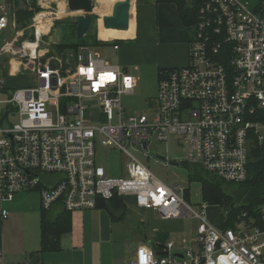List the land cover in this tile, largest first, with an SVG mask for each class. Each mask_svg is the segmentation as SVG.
Instances as JSON below:
<instances>
[{
    "label": "built area",
    "instance_id": "built-area-1",
    "mask_svg": "<svg viewBox=\"0 0 264 264\" xmlns=\"http://www.w3.org/2000/svg\"><path fill=\"white\" fill-rule=\"evenodd\" d=\"M195 3L187 65L159 72L157 95L145 115L127 113L121 102L133 94L134 77L88 47H80L73 61V55L46 59L49 51L41 45H49L43 39L52 20L44 33L35 21L42 11L34 15L27 28L31 42L28 30L18 28L11 3L0 1V59L9 57L10 75L29 72L36 83L7 96L0 77L2 219L9 216L6 204L32 192L42 212L56 205L68 213L88 211L99 200L132 198L137 209L160 221L189 219L197 226L195 248L182 241L177 253L167 241L160 249L166 254L157 255L155 245L143 244L129 264H264V205L256 216L240 213L231 226L216 227L205 202L191 204L188 187L165 185L128 151L144 154L149 140L175 137L185 145L183 164L233 185L246 180L252 149L264 151V3L255 8L237 0ZM7 30L13 36L1 40ZM92 103L99 108L98 125L85 122ZM96 146L127 157L125 177L108 175Z\"/></svg>",
    "mask_w": 264,
    "mask_h": 264
},
{
    "label": "crops",
    "instance_id": "crops-1",
    "mask_svg": "<svg viewBox=\"0 0 264 264\" xmlns=\"http://www.w3.org/2000/svg\"><path fill=\"white\" fill-rule=\"evenodd\" d=\"M98 1L108 3L107 0ZM183 1L190 6L187 0ZM43 7L45 10L48 8L46 5ZM42 13L49 14L46 11ZM130 17L131 26L126 32L105 31L98 26L95 40L100 46L88 48L100 56L98 48L110 45L119 64L124 66V72L132 77V71L141 69L154 72L158 79L162 70L187 65L188 46L194 37V29L182 23L175 4L159 0H131ZM112 41L118 46L117 51L112 49ZM7 74L10 76L8 70ZM27 194L6 204L9 216L5 219L0 217V251L3 255L0 264H129L140 245L162 243L163 247L162 238L169 241L168 229L151 233L152 229L146 228L137 235L141 236V243L135 251L127 253L124 249L127 236L124 234L122 239L115 240L121 229H128L125 225L126 208L123 214L117 213L115 217L96 208L70 212V231L61 237L59 250L43 253L38 258L34 253L40 249V201L31 200L27 208L20 209L31 199L25 197Z\"/></svg>",
    "mask_w": 264,
    "mask_h": 264
},
{
    "label": "rangeland",
    "instance_id": "rangeland-1",
    "mask_svg": "<svg viewBox=\"0 0 264 264\" xmlns=\"http://www.w3.org/2000/svg\"><path fill=\"white\" fill-rule=\"evenodd\" d=\"M92 3V18L95 21V29L98 26H101V15L104 16L110 15L112 6L117 0H107L108 5L104 6L103 13L100 14L99 2L98 0H90ZM188 4L194 3V0H187ZM239 3H248L250 8H255L259 5L258 0H237ZM13 11L16 12L18 8H24V3L19 0L17 6L15 2L11 1ZM31 0H27V3H30ZM35 5L40 8V12H49L52 14H47L46 20H52L54 24L55 21H73L74 17L84 15L83 12L72 13L67 8V0H35ZM46 5L48 7L46 10L43 7ZM61 10H64L61 13ZM39 13V12H38ZM36 13V14H38ZM59 13V14H58ZM35 14V15H36ZM42 14V13H40ZM46 14V13H45ZM58 18V19H56ZM52 24V25H53ZM13 31L7 30L4 33V36L1 37V40H9L13 36ZM63 39V42H70L73 40V37L70 35L69 27L66 23L51 28V31L48 37L43 39L44 43H49V45H41V48H46L48 51L51 50V46L59 43ZM2 43V42H0ZM51 43V44H50ZM51 45V46H50ZM110 45L101 46L98 48L100 58L105 62L111 65H118L121 69H124V66L120 65L116 52H113L110 48ZM52 52V51H51ZM72 52H66L62 55L70 56L73 55ZM58 55L53 52L49 54L46 59H49L51 56ZM61 55V54H60ZM59 55V56H60ZM72 56V61H73ZM8 56H3L0 59V77L5 81L6 89L4 94L11 96L16 90L20 89H29L36 86L35 77L29 72L19 73L15 75H6L8 70L7 60ZM133 76L136 78V85L134 92L131 96L122 98V105L125 108V111L129 114H145L149 115L150 107L147 106V103H154L157 95V76L154 72L138 69L137 71H132ZM90 107L85 113V122L91 125H98L100 122L99 117V108L96 103L88 104ZM129 153L137 157L143 165L162 183L167 186L180 185L182 188L188 187L190 194V202L195 206L197 204L203 203L202 194H201V185L198 182L189 181L188 177V168L182 163L185 155V145L178 142L175 137H171L166 142H157L155 138L148 141L147 151H144V154H139L134 152L132 149H128ZM97 160L101 164H106L108 170V175L110 177H125L127 170L128 159L125 155H121L115 150L105 149L100 146H96ZM155 158L167 159L171 162L179 164L178 166L166 165L161 163L162 161H155ZM26 198H31L23 204L20 209H25L29 206L30 201H39V196L36 192H32L25 196ZM126 205V214H125V225L128 229H121L119 236H115V240L122 239V235H126L124 238L126 240L124 244V249L127 253L134 252L137 246L141 243V236L137 237L140 232L145 231L146 228L152 229L151 233L155 231L168 229V240L174 243V251L178 250V247L182 246V241H185L186 248H195V245L191 243L192 239L195 238V229L197 222L189 219L184 220H175V221H160L154 217V215L147 210H139L133 204L132 198H125ZM40 205V204H39ZM198 207V205H197ZM225 210L219 206H208L207 216L209 221L216 227L221 225L220 217L224 215ZM124 225V224H123ZM122 225V226H123ZM22 227L19 228V231ZM18 230V227H17ZM128 230V232H127ZM125 231V232H124ZM137 231V232H136ZM136 234V235H135ZM133 235L135 237L133 238ZM150 235V234H149Z\"/></svg>",
    "mask_w": 264,
    "mask_h": 264
},
{
    "label": "trees",
    "instance_id": "trees-1",
    "mask_svg": "<svg viewBox=\"0 0 264 264\" xmlns=\"http://www.w3.org/2000/svg\"><path fill=\"white\" fill-rule=\"evenodd\" d=\"M11 1H14L15 6H17L19 0H6L7 3H12ZM21 1L25 7L22 9L18 8L14 14L18 28L27 31L32 18L36 13L40 12V8L35 5V0H31L30 3H27V0ZM159 1L175 4L182 23L185 26H193L196 20L197 9L195 0L191 6L186 5L183 0ZM258 3H264V0H258ZM63 23H66L69 27L73 40L63 42L62 39L59 43L50 45L51 50L48 52V55L53 52L58 55L66 52L76 53L80 47L100 46V43L95 40L97 29L94 27V18L91 20L87 34L81 39L76 38V25L73 21H55L53 28ZM27 32L30 33V30ZM184 165L188 168L189 181L200 183L203 201L208 206H219L227 211L226 217H220L221 225L219 227L225 228L231 226L235 217L240 213L256 216L257 209L264 205V151L258 146H255L251 151L250 161L247 165V178L239 185L225 183L220 179L208 176L196 167ZM185 197L188 198V192H186ZM97 208L103 209L115 217L117 213L123 214L126 205L123 199L113 197L110 200H99ZM69 231V213L65 212L61 205H56L49 212L41 211L40 249L34 255L39 258L43 253L59 250L61 237ZM162 239L163 243H166V238L163 237ZM161 247L162 243L156 245V250L160 251Z\"/></svg>",
    "mask_w": 264,
    "mask_h": 264
},
{
    "label": "water",
    "instance_id": "water-1",
    "mask_svg": "<svg viewBox=\"0 0 264 264\" xmlns=\"http://www.w3.org/2000/svg\"><path fill=\"white\" fill-rule=\"evenodd\" d=\"M67 8L72 13L83 12L84 15H80L73 18V23L76 25L75 34L77 39L83 38L90 27L92 20V3L90 0H67ZM131 16V0L117 1L113 4L111 14L103 16L101 18L102 27L105 30L114 31H126L129 29ZM29 41L33 42V33L30 32L28 36ZM145 148V145H143ZM162 159V158H160ZM172 165L178 166L179 164L173 163ZM154 248V245L152 244ZM157 255H163L166 253H156ZM181 257V256H180Z\"/></svg>",
    "mask_w": 264,
    "mask_h": 264
},
{
    "label": "bare ground",
    "instance_id": "bare-ground-1",
    "mask_svg": "<svg viewBox=\"0 0 264 264\" xmlns=\"http://www.w3.org/2000/svg\"><path fill=\"white\" fill-rule=\"evenodd\" d=\"M107 6L108 3H101L99 4V8H100V14L103 13V8L104 6ZM64 10H61V13L63 12ZM78 13V12H77ZM59 14V13H58ZM105 14L101 15V18L104 16ZM47 18V14L45 13H42V14H39L35 17V21L36 23L38 24V31H43L44 33L47 32V29L48 27L50 26L51 24V21L50 20H46ZM48 19V18H47ZM130 26H131V20H130V23H129V29H130ZM101 27H102V23H101ZM103 30H105L103 27H102ZM128 29V30H129ZM126 30V31H128ZM105 31H111V32H115L114 30H105ZM126 31H118V32H126Z\"/></svg>",
    "mask_w": 264,
    "mask_h": 264
}]
</instances>
